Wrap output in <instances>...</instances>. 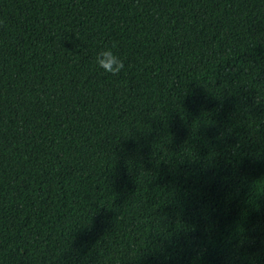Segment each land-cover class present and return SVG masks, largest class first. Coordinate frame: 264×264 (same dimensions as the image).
<instances>
[{
    "label": "trees",
    "instance_id": "16d2710c",
    "mask_svg": "<svg viewBox=\"0 0 264 264\" xmlns=\"http://www.w3.org/2000/svg\"><path fill=\"white\" fill-rule=\"evenodd\" d=\"M0 22V264H264V0H0Z\"/></svg>",
    "mask_w": 264,
    "mask_h": 264
},
{
    "label": "clouds",
    "instance_id": "9594fccd",
    "mask_svg": "<svg viewBox=\"0 0 264 264\" xmlns=\"http://www.w3.org/2000/svg\"><path fill=\"white\" fill-rule=\"evenodd\" d=\"M116 47L117 42H112L110 46H105L97 52L94 61L99 69L112 76H118L125 69L124 60L113 51Z\"/></svg>",
    "mask_w": 264,
    "mask_h": 264
}]
</instances>
